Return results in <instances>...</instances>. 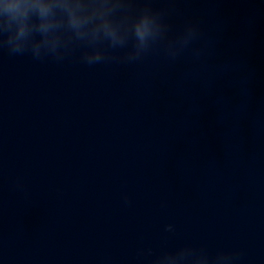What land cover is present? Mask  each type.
Wrapping results in <instances>:
<instances>
[{
	"label": "clouds",
	"instance_id": "clouds-1",
	"mask_svg": "<svg viewBox=\"0 0 264 264\" xmlns=\"http://www.w3.org/2000/svg\"><path fill=\"white\" fill-rule=\"evenodd\" d=\"M199 37L194 22L173 33L167 13L153 8L151 0H0V50L28 53L35 60L62 62L79 52L80 61L88 66L132 64L163 47L175 61ZM165 231L174 228L167 225ZM241 255L235 250L213 255L191 245L159 254L151 249L139 253L150 258V264H236Z\"/></svg>",
	"mask_w": 264,
	"mask_h": 264
}]
</instances>
